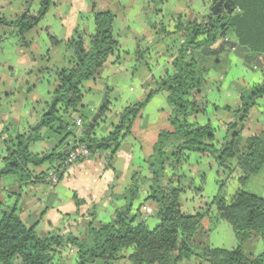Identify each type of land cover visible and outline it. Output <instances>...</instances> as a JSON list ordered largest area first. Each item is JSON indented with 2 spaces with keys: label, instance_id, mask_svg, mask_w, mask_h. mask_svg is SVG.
Returning <instances> with one entry per match:
<instances>
[{
  "label": "trees",
  "instance_id": "1",
  "mask_svg": "<svg viewBox=\"0 0 264 264\" xmlns=\"http://www.w3.org/2000/svg\"><path fill=\"white\" fill-rule=\"evenodd\" d=\"M223 2L219 13L212 10L201 22H179L169 32L163 22L156 27L159 39L174 37L176 54L172 61V73L155 82L143 100L126 107L119 116L112 132L104 138L95 135L94 128L88 132L90 121L81 116L84 109V85L96 79L99 71L119 52V41L114 33L115 15L110 11H99L95 4L92 15L95 24L93 34L78 31L67 41L59 40L46 30L50 45L65 44L69 54L63 68L56 70V81L52 90L56 101L49 104L42 116L41 127L27 133H16L9 122L0 119V146L5 148L0 168V188L4 177H16L20 190L27 185L46 182L55 169L59 178L69 168L58 167L71 151L73 145L84 144L93 154L106 152L108 165L120 150L123 141L133 134L136 122L152 98L161 92L167 93V102L172 108L170 127L161 131L153 152L146 157L148 175L141 172L133 175L132 183L123 194L124 206L118 209L110 223L95 225V214L87 236L74 237L55 230L40 237L34 227L22 220L17 206L0 213V264H53L65 251L76 250L78 264H119L127 260L131 264H264V197L245 190L249 179L264 168V131L246 139L250 112L264 99V70L262 80L240 92V105L227 107L234 114L227 125V132L220 147L216 146V132L211 122L200 125L193 119L207 114L210 105L207 99L199 100L206 85V76L217 71L222 77L219 56H204L203 48L214 49L221 39L229 38L250 50L253 60L264 61V0H212L211 8ZM53 0H27L25 11L13 21L0 17V27L11 32L0 37L17 35L19 47L29 48L26 34L37 28L45 19ZM234 15H239L234 26H230ZM138 63L147 62L148 50L139 46L136 50ZM215 58L216 67L212 64ZM226 64L228 58H224ZM48 69H46L47 71ZM214 110H218L213 105ZM108 109V101L102 115ZM83 121V131L70 121L74 115ZM80 114V115H79ZM49 129L60 137L58 146L50 152L34 154L31 146L41 140L40 131ZM80 131V133H79ZM33 133L32 137H27ZM72 142L66 145V142ZM64 145L66 148L60 151ZM191 154L214 159L226 173L218 180L219 190L205 211L190 215L182 210V199L193 183L188 182L182 166ZM49 166V169H38ZM71 167V166H70ZM206 178L203 177L202 185ZM194 188L202 194L203 186ZM146 196L139 208L136 203ZM76 203L82 204L77 196ZM156 206L159 223L150 228L142 219L143 204ZM213 212L217 220L226 222L233 230L237 247L233 250L213 248L197 243L195 237L204 218ZM259 237L263 251L257 256L246 253V245L253 237ZM129 251L130 254H129ZM129 255H128V254Z\"/></svg>",
  "mask_w": 264,
  "mask_h": 264
},
{
  "label": "crops",
  "instance_id": "2",
  "mask_svg": "<svg viewBox=\"0 0 264 264\" xmlns=\"http://www.w3.org/2000/svg\"><path fill=\"white\" fill-rule=\"evenodd\" d=\"M26 1L17 3L16 0H0V17L15 20L24 13ZM93 4L99 11H110L115 15L114 33L119 41L118 54L99 71L96 79L84 85L85 109L81 116L90 122L98 113L104 94L108 93V109L95 127V135L104 138L112 132L126 107L143 100L157 80L173 71L175 46L179 42L172 36L159 39L156 27L163 22L167 30L173 32L179 22H201L210 13L212 0H53L45 19L26 34L29 48L19 47L17 35L7 36L0 42V119L9 122L16 133H27L39 123L53 100L55 72L64 67L65 57L69 54L65 44L54 48L50 45L46 30L49 29L62 41L69 40L78 31L93 34ZM7 30L6 27H0V37L6 35ZM139 46L148 50L146 64L136 60ZM233 56L229 54L224 58L231 60ZM235 63L244 69H257L254 63H249L253 67L247 62ZM206 81L208 89L198 99H207L210 105L207 114L193 121L200 125L211 122L216 132V146L220 147L226 136L227 125L234 118L233 112L226 108L233 110L239 107L240 91L232 90L233 78L230 76L224 78L211 72ZM213 105L218 107L217 111ZM171 111L166 92L154 96L136 122L133 134L123 141L111 166L107 162L108 153L99 152L67 168L56 185L46 181L27 185L20 190L16 177L8 184L3 180L0 213L17 206L23 222L28 227H34L40 237L59 230L65 235L83 238L87 235L93 213L96 226L110 223L116 211L125 204L123 194L132 183L133 175L138 172L149 174L145 164V143L154 145L161 131L169 129ZM77 117L78 114H74L70 121L75 122ZM2 128L3 125H0V131ZM263 131L264 123L261 120L249 118L243 137L246 139ZM40 135L41 140L33 144L38 154L53 151L60 142V137L47 128L42 129ZM71 142L72 139H69L66 145ZM4 155L5 148H2L0 159ZM47 169L48 165L38 171ZM182 172L188 182L193 183V189L185 193L182 210L190 215L204 212L205 205L218 193V180L225 179L226 173L214 159L198 154L188 157ZM203 177L206 181L202 185ZM210 178L214 184L213 198L206 196ZM200 185L203 186L202 194L194 189ZM75 196L83 203L78 205ZM145 196L146 191L143 190L142 200L136 203V208H139ZM145 208L152 210L153 214L147 222L154 220L156 206L151 202L144 203L142 213ZM195 241L213 248L233 250L237 247L232 228L226 222L217 220L213 212L204 218ZM262 251L263 243L259 237L253 236L246 245V253L257 256ZM53 264H78L76 250L63 252ZM119 264L131 263L124 260Z\"/></svg>",
  "mask_w": 264,
  "mask_h": 264
},
{
  "label": "rangeland",
  "instance_id": "3",
  "mask_svg": "<svg viewBox=\"0 0 264 264\" xmlns=\"http://www.w3.org/2000/svg\"><path fill=\"white\" fill-rule=\"evenodd\" d=\"M16 2L20 3V0H16ZM25 5H26V3H25ZM212 9H213V7L211 8V10ZM8 29L9 30H7V32H8L7 34H9V32H11L10 28H8ZM2 31H4V29H2ZM17 39L20 40L19 37ZM224 56H225L224 54H222V56H221V59H223L222 60L221 69L226 70L227 74L226 75L224 74L223 77L226 78V77L230 76L231 78H233V86H231L233 91L235 90L237 92L238 91L241 92L242 90L250 88V87L254 86L255 84H258V83L261 82V80H262V72H261L260 69L257 68L258 70L257 69L251 70L252 69L251 68V69H249L251 71H249L248 69L241 68L240 65H238L235 62H238V61L245 62V61H243L242 59H239L235 55L233 57H231L230 58L231 60H229V62L226 64V62L224 60ZM146 60L148 61V58ZM212 64H213L214 67H216L215 58L214 57L212 58ZM249 65L251 66V64H249ZM251 67H253V66H251ZM212 72H215L218 76H221L220 74H218L217 71H212ZM208 77H209V74L206 76V80H207ZM209 86H210V83H209ZM207 89H208V86H207V83H206V85L204 86V91H206ZM86 101L89 103L88 99H86ZM237 108L238 107H234L235 110ZM257 113H261L263 116H258ZM249 118L251 120H254V121L261 120L262 123H264V99L258 100V105L251 110ZM15 131H16V129H15ZM153 147H154V145L152 143L151 144L148 143V142L145 143V151L144 152H145L146 157H148V156H150L152 154ZM0 149H2L1 146H0ZM31 151L34 154H37V152H38L36 146H34V145L31 146ZM2 165H3V163H2V158H1L0 159V168L2 167ZM46 166L47 165H45L44 167H46ZM14 178H15V176L8 175V176L4 177L3 180L6 181L7 184H8V182L11 181ZM245 190L247 192L253 194V195L264 197V168H263V170L260 173L253 175L249 179V181L246 184ZM213 192H214V184H213V182H212V180L210 178L208 180L207 186H206V196H211V198H213L212 197L213 196ZM184 197H185V195H183L181 197L182 202L184 200ZM152 215L153 214H151V216ZM158 220L159 219H158L157 213H156V216L154 217V220H150L149 222H147V225L150 228H154L159 223ZM87 233H88V230H87ZM86 236H84V237H86ZM17 263L18 262H16V264Z\"/></svg>",
  "mask_w": 264,
  "mask_h": 264
},
{
  "label": "water",
  "instance_id": "4",
  "mask_svg": "<svg viewBox=\"0 0 264 264\" xmlns=\"http://www.w3.org/2000/svg\"><path fill=\"white\" fill-rule=\"evenodd\" d=\"M222 4L223 2L221 1L213 7L212 13L214 15H217L219 13V10ZM238 17L239 15H234L232 17L230 26L235 25V22L238 19ZM201 53L204 56H219L220 54H224L226 56L229 54H233L239 59H242L243 61L247 63H254V65L258 69L264 70V62L262 61L261 58L258 57L255 60H253L250 56V50L247 47H243L237 41L229 39V38L221 39L217 47L214 49L203 48L201 50ZM55 101H56V97L53 98V100L51 101V104H53ZM107 101H108V93L106 92L103 96V100H102L101 106L99 107L98 113L92 118L91 122L89 123L88 132H90L94 128L95 123L100 119L104 111V108L107 104ZM41 123H42V118L40 119L39 123H37L33 127V131L38 130L41 127ZM32 135L33 133H30V135L27 137V140H29L32 137Z\"/></svg>",
  "mask_w": 264,
  "mask_h": 264
},
{
  "label": "built area",
  "instance_id": "5",
  "mask_svg": "<svg viewBox=\"0 0 264 264\" xmlns=\"http://www.w3.org/2000/svg\"><path fill=\"white\" fill-rule=\"evenodd\" d=\"M75 122L80 127V129L83 131L82 119L77 117ZM91 156H92V153L90 152L88 146L84 144L73 145L71 151L68 153L64 161L59 162L57 166L62 167V169H66L67 167L75 165L79 161H84V160L89 159ZM59 180L60 178L54 169L49 173L46 181L52 185H56L59 183ZM151 214H152V210L145 208L144 212L142 213V219L143 220L149 219Z\"/></svg>",
  "mask_w": 264,
  "mask_h": 264
}]
</instances>
